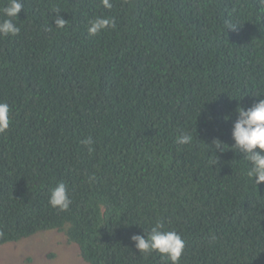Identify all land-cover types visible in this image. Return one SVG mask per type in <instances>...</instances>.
I'll return each mask as SVG.
<instances>
[{
  "label": "trees",
  "instance_id": "1",
  "mask_svg": "<svg viewBox=\"0 0 264 264\" xmlns=\"http://www.w3.org/2000/svg\"><path fill=\"white\" fill-rule=\"evenodd\" d=\"M110 2L23 0L20 33L0 36V102L11 108L0 249L39 240L53 264L68 250L89 264H171L130 239L162 221L185 241L179 264H264V182L244 176L243 153L211 144H233L237 105L264 98V6ZM97 16L115 27L89 35ZM182 133L190 144L176 142ZM59 182L67 211L49 204Z\"/></svg>",
  "mask_w": 264,
  "mask_h": 264
},
{
  "label": "clouds",
  "instance_id": "2",
  "mask_svg": "<svg viewBox=\"0 0 264 264\" xmlns=\"http://www.w3.org/2000/svg\"><path fill=\"white\" fill-rule=\"evenodd\" d=\"M105 8L111 9L112 3L110 0H101ZM261 6H264V0H259ZM24 9L23 0H8L7 4L0 9V36H16L20 33L21 28L16 23L15 18L19 16ZM57 13L55 25L58 28H64L67 20L60 16L59 9H54ZM228 28L235 29L236 26L230 21L227 22ZM108 27H115V21L107 16H97L89 21V35H97ZM260 96V95H257ZM11 108L7 102H0V133H5L11 123ZM237 118L233 122L232 138L234 143L229 145L223 140L216 138L212 141V145L217 152H225L229 149L238 150L243 153V160L247 162V167L244 169V176L254 181L256 185L264 182V98L258 99L251 107H245L242 104L237 105ZM209 119L214 117L211 115ZM226 119H231L227 116ZM193 140L191 133H182L176 138L178 144H190ZM85 145H91L92 139L89 137L83 141ZM230 146V147H226ZM218 163V161H217ZM94 180L95 177H90ZM49 204L53 208H58L60 211H67L72 204V199L69 194L68 187L64 182H59L55 187L51 188L49 193ZM146 235L133 234L130 239L134 242V246L140 253L150 254L158 252L162 257H167L171 264H179V260L185 249V241L182 236L175 230H165L162 221H157L147 231ZM79 260L83 264H89L81 261L78 256L72 257ZM49 259L48 261H50ZM72 260V261H71ZM65 260L61 261V264Z\"/></svg>",
  "mask_w": 264,
  "mask_h": 264
},
{
  "label": "rangeland",
  "instance_id": "3",
  "mask_svg": "<svg viewBox=\"0 0 264 264\" xmlns=\"http://www.w3.org/2000/svg\"><path fill=\"white\" fill-rule=\"evenodd\" d=\"M59 239L60 236L52 242H49V245L55 243ZM27 243L28 241H24L7 247H1L0 264H53L52 262H49L48 260H45L43 257H41V253L37 250L39 248L43 249L45 247L44 243H41L39 240H29V243H33V245L35 244L34 247H29ZM29 255L33 256L34 260L32 263H27V257ZM62 255L64 256L62 260H65V264H83L78 262L79 260L77 259H73V261L71 260L72 262H70V259L75 257V255L72 254L70 250L66 251L65 254Z\"/></svg>",
  "mask_w": 264,
  "mask_h": 264
}]
</instances>
